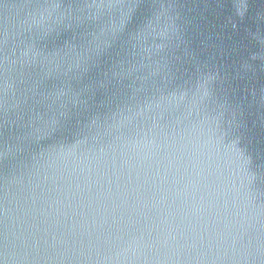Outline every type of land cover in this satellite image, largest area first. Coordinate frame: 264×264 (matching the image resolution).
Listing matches in <instances>:
<instances>
[{
	"label": "water",
	"instance_id": "obj_1",
	"mask_svg": "<svg viewBox=\"0 0 264 264\" xmlns=\"http://www.w3.org/2000/svg\"><path fill=\"white\" fill-rule=\"evenodd\" d=\"M0 264H264V0H0Z\"/></svg>",
	"mask_w": 264,
	"mask_h": 264
}]
</instances>
